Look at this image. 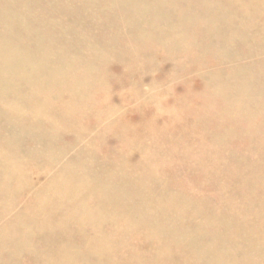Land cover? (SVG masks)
Instances as JSON below:
<instances>
[{
    "label": "rangeland",
    "instance_id": "obj_1",
    "mask_svg": "<svg viewBox=\"0 0 264 264\" xmlns=\"http://www.w3.org/2000/svg\"><path fill=\"white\" fill-rule=\"evenodd\" d=\"M228 1L0 0L1 264H264V0Z\"/></svg>",
    "mask_w": 264,
    "mask_h": 264
},
{
    "label": "bare ground",
    "instance_id": "obj_2",
    "mask_svg": "<svg viewBox=\"0 0 264 264\" xmlns=\"http://www.w3.org/2000/svg\"><path fill=\"white\" fill-rule=\"evenodd\" d=\"M226 1H228V0H225V3L227 4ZM228 2H229V4H230V1H228ZM199 3H200V2H199ZM199 3H198V4H199ZM201 3H202V2H201ZM221 3H222V2H221ZM225 3H224V4H225ZM118 4L120 5V3H118ZM118 4H117V5H118ZM217 4H219V3H217ZM119 5H118V6H119ZM157 6H158V5H157ZM157 6H156V7H157ZM161 6H162V5H161ZM161 6H159V7H161ZM197 6L199 7V5H197ZM206 6H207V5H206ZM209 6H210V4H209ZM120 7H121V5H120ZM162 7H163V6H162ZM164 7H166V6H164ZM201 7H202V6H201ZM196 8H197V7H196ZM210 8H211V7H210ZM210 8H208V9H210ZM230 8H231V7H230ZM159 9H161V8H159ZM167 9H168V8H167ZM194 9H195V8H194ZM198 9H199V8H198ZM111 10L113 11V9H111ZM118 10H119V7H118ZM169 10H170V9H169ZM171 10H172V9H171ZM171 10H170V11H171ZM174 10H175V9H174ZM174 10H173V11H174ZM231 10H232V9H231ZM164 11H165V9H164ZM166 11H167V10H166ZM166 11H165V12H166ZM197 11H198V10H196V12H197ZM199 11H200V10H199ZM199 11H198V12H199ZM106 12H107V11H106ZM106 12H105V13H106ZM202 12H203V11H202ZM202 12H199V15H200V13H202ZM205 12H206V11H205ZM209 12H211V11L209 10ZM247 12H248V10H247ZM107 13H109V12H107ZM183 13H184V12H183ZM238 13H239V12H238ZM263 13H264V12H263ZM160 14H161V15H162V14L167 15V14L163 13L162 11L160 12ZM168 14H171V13H168ZM175 14H176V13H175ZM185 14H186V13H185ZM194 14H195V11H194ZM202 14H204V13H202ZM240 14H241V13H240ZM178 15H179V14H178ZM178 15H177V16H178ZM183 15H184V14H183ZM191 15H192V14H191ZM191 15H190V17H191ZM195 15H196V14H195ZM197 15H198V13H197ZM205 15H206V14H205ZM208 15H209V14H208ZM263 15H264V14H263ZM181 16H182V14H181ZM188 16H189V15H188ZM209 16H210V15H209ZM212 16H214V15L212 14ZM243 16H244V15H242V17H243ZM110 17H111V16H110ZM160 17L162 18L163 15L160 16ZM178 17H179V16H178ZM183 17H184V16H183ZM183 17H181L182 20H183ZM194 17H195V16H194ZM197 17H199V16H197ZM205 17H206V16H204V18H205ZM222 17H223V16H222ZM165 18H166V17H165ZM186 18H187V16H186ZM195 18H196V17H195ZM224 18H225V16H224ZM256 18H257V17H256ZM141 19H142V18H141ZM149 19H150V18H149ZM151 19H152V18H151ZM198 19H200V18H198ZM208 19H209V17H208ZM143 20H144V19H143ZM153 20H156V19H153ZM153 20H152V21H153ZM164 20H165V19H164ZM186 20H187V19H186ZM186 20H185V22H186ZM191 20L193 21L194 19H191ZM217 20H218V19H217ZM220 20H221V19H219V21H220ZM138 21H139V20H138ZM149 21H151V20H149ZM192 21H188V22H192ZM200 21H201V20H200ZM202 21H205V20L203 19ZM223 21H224V20H223ZM108 22H110V21H108ZM135 22H137V21H135ZM188 22H187V23H188ZM207 22L210 23V20L207 21ZM212 22H213V21H212ZM217 22H218V21H217ZM140 23H141V22L139 21V24H138V25H141ZM156 23H157V22H156ZM156 23H155V24H156ZM111 24H112V23H111ZM133 24H134V23H132V25H133ZM149 24L152 25V23H149ZM153 24H154V22H153ZM192 24H193V23H192ZM212 24H213V23H212ZM107 25H110V23L107 24ZM156 25H158V24H156ZM156 25H155V26H156ZM159 25H160V24H159ZM181 25H183V24L181 23ZM145 26L147 27L146 24H145ZM149 26H150V25H149ZM152 26H153V25H152ZM184 26H185V25H184ZM186 26H188V25H186ZM186 26H185V28H186ZM193 26H194V25H193ZM212 26H213V25H212ZM137 27H138V26H137ZM139 27H140V26H139ZM103 28H104V27H103ZM105 28H107V27L105 26ZM109 28H110V27H109ZM153 28H154V26H153ZM107 29H108V28H107ZM114 29H115V28H114ZM138 29H139V28H138ZM181 29H182V28H181ZM183 29H184V28H183ZM183 29H182V30H183ZM189 29H192V28H188L187 30H189ZM118 30H119V29H118ZM126 30H127V29H126ZM144 30H146V29H144ZM150 30H152V28H151ZM113 31H115V30H112V32H113ZM119 31H120V30H119ZM124 31H125V30H124ZM189 31H190V30H189ZM115 32H116V31H115ZM137 32H138V31H137ZM106 33H108V32H106ZM113 33H114V32H113ZM116 33H117V32H116ZM116 33H114V34H116ZM127 33H128V32H127ZM143 33H144V31H143ZM166 33H167V32H166ZM191 33H192V32H191ZM102 34H103V33H102ZM111 34H112V33H111ZM121 34H122V33H121ZM121 34H120V35H121ZM132 34L135 35L134 33H132ZM145 34H146V33H145ZM122 35H124V32H123ZM133 35H132V37H133ZM139 35H140V34H138V35H136V36L138 37ZM109 36H110V35H109ZM130 36H131V35H130ZM141 36H142V35H141ZM113 37H114V36H113ZM132 37H131L130 40H132ZM158 37H159V36H158ZM158 37H157V38H158ZM190 37H191V36H190ZM194 37H195V36H194ZM101 38H102V37H101ZM110 38H111V37H110ZM114 39H115V38H114ZM119 39H120V38H119ZM134 39H135V38H134ZM138 39H139V38H138ZM161 39H162V38H161ZM94 40H95V39H94ZM98 40H99V38H98ZM104 40H105V42H106L108 39L104 38L103 41H104ZM115 40H116V39H115ZM110 41H111V40H110ZM112 41H113V39H112ZM132 41H133V40H132ZM97 42H98V41H97ZM107 42H108V41H107ZM135 42H136V41H135ZM140 42H142V41H140ZM158 42H159V40H158ZM175 42H176V41H175ZM175 42H174V43H175ZM103 43H104V42H103ZM103 43H102V41H101V45H102ZM110 43H111V42H110ZM110 43H109V44H110ZM137 43H139V42H136V44H137ZM115 44H116V43H115ZM136 44H135V45H136ZM140 44H141V43H140ZM222 44H223V43H222ZM222 44L220 43V45H222ZM98 45H99V43H98ZM124 45H125V44H124ZM178 45H179V44H178ZM79 46H80V44H79ZM81 46H82V45H81ZM103 46H104V45H103ZM109 46L111 47V44H110ZM109 46L106 45V48L109 47ZM142 46H143V45H142ZM222 46H224V45H222ZM104 47H105V46H104ZM131 47H132V46H131ZM176 47L178 48L177 44H176ZM112 48H113V45H112ZM115 48H116V47H115ZM127 48H128V47H127ZM178 49H179V48H178ZM120 50H121V49H120ZM177 51H178V50H177ZM48 52H49V51H48ZM98 52H99V51H98ZM152 54H153V53H152ZM41 55H42V54H41ZM44 55H45V54H44ZM47 55H48V54H47ZM39 57H40V56H39ZM42 57H43V55H42ZM45 58H47L46 55H45ZM84 58H85V57H84ZM63 59H64V58H63ZM48 60H49V59H48ZM57 62L60 63V61H58V60L56 61V63H57ZM63 63H64V62H63ZM77 63H78V62H77ZM157 63H158V62H157ZM61 64H62V61H61ZM51 68H52V67H51ZM56 68H57V67H56ZM65 69H66V68H65ZM128 71H129V70H128ZM125 72H127V71H125ZM126 74H127V73H126ZM37 75H38V74H36V76H37ZM77 75H78V74H77ZM77 75H76V76H77ZM127 75H128V74H127ZM85 77H86V76H85ZM65 78H66V77H65ZM64 80H65V79H64ZM14 84H15V83H14ZM72 84H73V83H72ZM77 84H78V83H77ZM67 85H68V84H67ZM81 86H82V84H81ZM70 87H71V86H70ZM82 87H84V86H82ZM97 87H98V86H97ZM18 88H19V87H18ZM69 89H70V88H69ZM81 89H82V88H81ZM84 89H85V88H84ZM91 89H92V88H91ZM85 90H86V89H85ZM85 90H84V91H85ZM93 90H94V89H93ZM88 91H90V90H88ZM88 91H87V92H88ZM54 92H55V91H54ZM94 92H95V91H94ZM94 92H93V93H94ZM53 94H54V93H53ZM53 94H52V95H53ZM83 94L85 95V93H83ZM87 94H88V93H87ZM52 95H51V96H52ZM88 95H89V94H88ZM53 96H54V95H53ZM56 96H57V95H56ZM74 96H75V95H74ZM24 97H25V96H24ZM72 97H73V96H72ZM76 97H77V96H76ZM90 97H91V96H90ZM88 98H89V97H88ZM88 98H87V99H86V98H83V99L88 100ZM91 98H92V97H91ZM72 99H76V98L73 97ZM89 99H90V98H89ZM116 99H117V98H116ZM91 100H92V99H91ZM56 101H57V99H56ZM57 102H58V101H57ZM80 102H81V101H80ZM21 103H22V102H21ZM32 103H33V102H32ZM62 103H64V102H62ZM81 103H83V101H82ZM84 103H85V102H84ZM89 103H91V102L89 101ZM25 104H26V103H25ZM25 104H24V105H25ZM75 104H76V103H75ZM87 104H88V102H87ZM67 105H68V104H67ZM82 105H84V104H82ZM45 106H46V105H45ZM51 106H52V104H51ZM65 106H66V105H65ZM71 106H72V104H71ZM26 107H27V106H26ZM67 107H68V106H67ZM67 107H66V108H67ZM83 107H84V106H83ZM83 107H82V108H83ZM221 107H222V106H221ZM224 107H226V105H225ZM68 108L71 109V107H68ZM26 109H27V108H26ZM83 109H84V108H83ZM88 110H89V109H88ZM217 110H218V109H217ZM86 111H87V110H86ZM89 111H90V110H89ZM9 112H10V111H9ZM77 112H79V111H76L75 113H77ZM87 112H88V111H87ZM109 112H110V111H109ZM52 113H54V112H52ZM80 113H81V110H80ZM80 113H79V114H80ZM82 113H84V112L82 111ZM45 114H46V113H45ZM50 114H51V113H50ZM55 114H56V113H55ZM55 114H54V115H55ZM61 114H62V113H61ZM73 114H74V113H73ZM48 115H49V114H48ZM48 115H47V116H48ZM54 115H53V116H54ZM59 115H60V113H59ZM80 115H81V114H80ZM152 115H153V114H152ZM5 116H6V115H5ZM51 116H52V115H51ZM51 116H49V117H51ZM57 116H58V115H57ZM72 116H75V114L72 115ZM29 117H30V116H29ZM61 117H62V116H61ZM69 117H70V116H69ZM69 117H68V118H69ZM96 117H97V115H96ZM103 117H104V115H103ZM109 117H110V116H109ZM148 117H149V116H148ZM32 118H33V117H32ZM58 118H60V116H59ZM58 118H57V119H58ZM74 118H75V117H74ZM81 118H82V117H81ZM104 118H106V117H104ZM228 118H229V117H228ZM5 119H7V118H5ZM23 119H26V120H27L28 118H23ZM36 119H37V118H36ZM57 119H56V120H57ZM60 119L62 120V118H60ZM60 119H59V120H60ZM65 119H67V117H66ZM26 120H25V121H26ZM28 120H29V119H28ZM56 120L53 119V124H54V122H56ZM74 120H75V119H74ZM96 120L98 121V118H97ZM100 120H101V119H100ZM219 120H220V119H219ZM235 120H236V119H235ZM32 121H33V119H32ZM32 121L29 122V123H31V125H32V123H33ZM57 121H58V120H57ZM70 121H71V119H70ZM72 121H73V120H72ZM72 121H71V122H72ZM81 121H82V120H81ZM83 121H84V117H83ZM223 121H224V120H222V123H223ZM5 122L7 123L8 121H5ZM18 122H19V123L21 122V124H23V123L26 124V122H22V121H18ZM51 122H52V120H51ZM62 122L64 123V120H63ZM62 122H61V123H62ZM66 122L68 123V120H66ZM66 122H65V123H66ZM104 122H105V121H104ZM107 122H108V121H107ZM227 122H228V121H227ZM27 123H28V122H27ZM29 123H28V125H29ZM105 123H106V122H105ZM108 123H110V122H108ZM25 124H24V125H25ZM36 124H37V123H35V125H36ZM1 125H2V124H1ZM17 125H19V124H17ZM26 125H27V124H26ZM58 125H59V124H58ZM58 125H57V126H58ZM80 125H82V124H80ZM38 126H39V125H38ZM62 126H63V125H62ZM62 126H59V127H61V131H62ZM73 126H74V125H73ZM78 126H79V125H78ZM82 126H83V125H82ZM12 127H13V126L11 125V128H12ZM17 127H18V126H17ZM25 127L27 128V126H25ZM29 127H30V125H29ZM55 127H56V126H55ZM74 127H75V126H74ZM74 127H73V128H74ZM76 127H77V126H76ZM76 127H75V129H76ZM93 127H94V126H93ZM93 127H92L91 129H93ZM100 127H101V126H100ZM0 128L2 129V126H0ZM4 128H5V127H4ZM21 128H22V126H21ZM30 128H31V127H30ZM30 128H29V129H30ZM36 128H37V126L34 127L33 129L36 130ZM38 128H39V127H38ZM63 128H64V127H63ZM77 128H78V127H77ZM79 128H80V126H79ZM88 128H89V126H88ZM5 129H6V128H5ZM29 129H28V130H29ZM39 129H40V128H39ZM51 129H52V128H51ZM58 129H59V128H58ZM82 129H83V128H82ZM98 129H99V128H98ZM6 130H7V129H6ZM6 130H4V131H6ZM15 130H16V129H15ZM37 130H38V129H37ZM41 130H42V129H41ZM41 130H39V131H41ZM56 130H57V128L55 129V132H56ZM100 130H101V129H100ZM30 131H31V130H30ZM76 131H77V130H76ZM80 131L83 132V130H80ZM80 131H77L76 134L79 135L78 132H80ZM84 131H85V130H84ZM87 131H88V130H87ZM89 131H90V130H89ZM13 132H14V131H13ZM13 132H12V133H13ZM27 132H29V131H27ZM32 132H33V131H32ZM32 132H31V135H32ZM55 132H54V133H55ZM68 132H70V131H68ZM82 132H81V134H82ZM90 132H91V131H90ZM90 132H89V133H90ZM95 132H96V131H95ZM24 133H25V130H24ZM42 133H43V132H42ZM42 133H41V135H43ZM47 133H48V132H47ZM56 133H57V132H56ZM58 133H59V132H58ZM58 133H57V134H58ZM73 133H74V132H73ZM157 133H158V132H157ZM45 134H46V133H45ZM52 134H53V133H52ZM57 134H56V135H57ZM60 134H61V133H60ZM74 134H75V133H74ZM76 134H75V135H76ZM94 134H95V133H94ZM94 134L92 135V138L94 137ZM118 134H119V133H118ZM1 135L3 136V134H1ZM41 135H40V137H41ZM46 135H47V134H46ZM54 135H55V134H54ZM111 135H112V134H111ZM158 135H159V134H158ZM160 135L164 136L163 133L160 134ZM167 135H168V134H167ZM7 136H8V135H7ZM51 136H52V135H51ZM76 136H77V135H76ZM76 136H75V138L77 139L78 136H77V137H76ZM80 136H81V135H80ZM112 136H113V135H112ZM114 136H115V134H114ZM114 136H113V137H114ZM117 136H118V135H117ZM0 137H1V136H0ZM36 137H37V136H36ZM48 137H49V136H48ZM48 137H47V138H48ZM54 137H55V136H54ZM58 137H59V135H58ZM164 137H165V136H164ZM59 138H60V137H59ZM88 138H89V137H88ZM116 138L118 139V137H116ZM121 138H123V137L121 136ZM167 138H168V137H167ZM1 139H2V138H1ZM28 139H29V138H28ZM39 139H40V138H39ZM39 139H38V140H39ZM48 139H49V138H48ZM90 139H91V138H90ZM157 139H158V138H157ZM35 140H36V138H35ZM35 140H33V141H35ZM46 140H47V139H46ZM55 140H56V139H55ZM77 140H78V139H77ZM91 140H92V139H91ZM91 140H90V141H91ZM164 140H165V139H164ZM164 140H162V141H164ZM168 140H170V138H169ZM3 141H4V139H3ZM8 141H9V140H7V142H8ZM29 141H30V140H29ZM58 141H59V139H58ZM75 141H76V140H75ZM79 141H80V140H79ZM84 141H85V140H84ZM84 141H83V142H84ZM148 141H149V140H148ZM0 142H1V141H0ZM5 142H6V141H5ZM7 142H6V144H8ZM9 142H10V141H9ZM40 142H43V141H40ZM48 142H49V141H48ZM48 142L45 141L44 143H45V144H48ZM99 142H100V141H99ZM155 142H156V141H155ZM155 142H154V144H155ZM78 143H79V142H78ZM152 143H153V142H152ZM1 144H4V143H1ZM1 144H0V145H1ZM39 144H40V143H39ZM39 144H37V145H39ZM89 144H90V143H89ZM95 144H96V143H95ZM116 144H117V143H116ZM169 144H170V143H169ZM169 144H168V145H169ZM87 145H88V144H87ZM91 145H92V144H91ZM98 145H99V144H98ZM151 145H152V144H151ZM151 145H148V148H149V146L151 147ZM155 145H156V144H155ZM159 145H160V144H159ZM46 146H47V145H46ZM92 146H93V145H92ZM92 146H91V147H92ZM153 146H154V145H153ZM157 146H158V145H157ZM193 146H194V145H193ZM47 147H48V146H47ZM85 147L87 148V146H85ZM118 147H119V146H118ZM187 147H189V146H187ZM199 147H200V146H199ZM204 147H205V146H204ZM204 147H203V148H204ZM4 148H5V147H4ZM40 148H41V147H40ZM48 148H49V147H48ZM86 148H85V150H86ZM89 148H90V147H89ZM96 148H97V147H96ZM136 148H138V147H136ZM156 148H157V147H155V149H156ZM57 149H58V148H57ZM59 149H60V148H59ZM59 149H58V150H59ZM74 149H75V148H74ZM76 149H78V148H76ZM83 149H84V148H83ZM100 149H101V148H100ZM100 149H99V150H100ZM196 149H197V148H196ZM52 150H53V149H52ZM58 150L55 149V151H58ZM78 150H79V149H78ZM101 150H102V149H101ZM105 150H106V149H105ZM136 150H137V149H136ZM136 150H135V151H136ZM151 150H152V149H151ZM166 150H168V149H166ZM182 150H183V149H182ZM182 150H181V151H182ZM45 151H46V149H45ZM49 151H50V149H49ZM55 151H52V154H53V152L55 153ZM59 151H61V150H59ZM59 151H58L57 153H59ZM83 151H84V150H83ZM125 151H126V150H125ZM127 151H128V150H127ZM131 151H134V150L132 149ZM138 151H139V150H138ZM156 151H157V150H156ZM176 151H177V150H176ZM198 151H200V150H198ZM213 151H214V150H213ZM213 151H212V152H213ZM215 151H217V149H216ZM46 152H47V151H46ZM62 152H63V151H62ZM96 152H97V151H95V153H96ZM107 152H108V151H107ZM142 152H143V151H142ZM142 152L140 151V153H142ZM159 152H161V151H159ZM159 152H158V154H159ZM205 152H206V154H207V151H205ZM49 153H50V152H49ZM57 153H56V155H57ZM77 153H78V152H77ZM77 153H76V154H77ZM98 153H99V151H98ZM119 153H120V152H119ZM131 153H132V152H131ZM134 153H135V152H134ZM138 153H139V152H138ZM140 153H139V154H140ZM196 153H198V152H196ZM200 153H201V152H200ZM200 153H199V154H200ZM209 153H210V152H209ZM209 153H208V154H209ZM52 154H51V155H52ZM60 154H61V153H60ZM85 154H86V153H85ZM89 154H90V153H89ZM120 154H121V153H120ZM132 154H133V153H132ZM139 154H138V155H139ZM152 154H153V153H152ZM165 154H166V153H165ZM167 154H168V153H167ZM169 154H170V153H169ZM211 154H212V153H211ZM214 154H215V153H214ZM8 155H9V154H8ZM48 155H49V154H48ZM53 155H54V154H53ZM53 155H52V156H53ZM56 155H55V157H56V159H55L56 161H55V162H57V160H58ZM61 155H62V154H61ZM133 155H134V154H133ZM182 155L184 156V153L182 154V153L180 152V156H182ZM209 155H210V154H209ZM49 156H50V155H49ZM58 156H60V155H58ZM63 156H64V154H63ZM78 156H79V155H78ZM86 156H87V154H86ZM86 156H85V158H86ZM150 156H151V155H150ZM158 156H160V155H158ZM163 156H164V155H163ZM204 156H206V155L204 154ZM210 156H212V155H210ZM61 157H62V156H61ZM61 157H60V158H61ZM64 157H65V156H64ZM68 157H69V156H68ZM70 157H71V156H70ZM95 157L97 158V155H96ZM105 157L108 158L109 156L106 155ZM105 157H104V158H105ZM136 157H138V156L136 155ZM144 157H145V156H144ZM147 157H148V156H147ZM153 157H154V156H153ZM206 157H207V156H206ZM36 158H39V157H36ZM46 158H47V156H46ZM52 158H53V157H52ZM60 158H59V159H60ZM98 158H99V157H98ZM121 158H122V157H121ZM124 158H125V157H124ZM150 158H151V157H150ZM164 158H165V156H164ZM170 158H171V156H170ZM184 158H185V156H184ZM184 158H183V159H184ZM201 158H202V156H201ZM211 158H212V157H211ZM5 159H6V157H5ZM82 159H83V158H82ZM82 159H81V161H82L81 163L84 165L85 161H83ZM87 159H88V158H87ZM87 159H86V161H87ZM89 159H90V158H89ZM94 159H95V158H94ZM99 159H100V158H99ZM118 159H119V158H118ZM137 159H138V158H137ZM154 159H155V157H154ZM154 159H153V160H154ZM157 159H158V158H157ZM157 159H155V160H157ZM168 159H169V158H168ZM172 159H173V158H172ZM180 159H181V158H180ZM203 159H204V158H203ZM203 159H202V161H203ZM7 160H8V159H7ZM36 160H38V159H36ZM65 160H66V158H65ZM77 160H78V159H77ZM104 160H105V159H104ZM120 160H121V159H120ZM120 160H119V162H121ZM123 160H124V159H123ZM123 160H122V161H123ZM135 160H136V158H135ZM153 160H151V163H153V162H152ZM178 160H179V158H178ZM205 160H206V159H205ZM205 160H204V162H205ZM207 160H208V159H207ZM40 161H41V160H39V162H40ZM49 161H50V158H49V160H48L47 162H49ZM53 161H54V160H53ZM74 161H75V159H74ZM97 161H98V160H97ZM109 161H110V160H109ZM109 161H108V162H109ZM137 161H139V160H137ZM147 161H148V160H147ZM159 161H160V160H159ZM199 161H200V160H199ZM208 161H209V160H208ZM214 161H215V160H214ZM0 162H1V161H0ZM23 162H24V161H23ZM35 162H36V161H35ZM50 162H51V161H50ZM62 162H64V161H62ZM62 162H61V163H62ZM72 162H73V161H72ZM75 162H76V161H75ZM79 162H80V160H79ZM79 162H78V165H79ZM83 162H84V163H83ZM89 162H90V161H89ZM101 162H103V160H102ZM110 162H111V161H110ZM113 162H114V163H117L118 161H113ZM113 162H112V163H113ZM123 162H124V161H123ZM125 162H127V161H125ZM133 162H134V161H133ZM139 162H140V161H139ZM139 162H138V163H139ZM148 162H149V161H148ZM156 162H157V161H156ZM160 162H161V161H160ZM212 162H213V161H212ZM212 162H211V164H212ZM2 163L5 164V162H2ZM25 163H26V162H25ZM25 163H24V164H25ZM81 163H80L79 166L82 165ZM90 163H91V162H90ZM90 163H89V165H90ZM92 163H93V162H92ZM92 163H91V166H92L93 164L99 163V161H98V162L95 161V163H93V164H92ZM105 163L107 164V160H106ZM114 163H113V165H114ZM131 163H132V161H131ZM131 163H130V164H131ZM146 163H147V162H146ZM157 163H158V162H157ZM193 163H194V165H195V162H193ZM200 163H202V162H200ZM205 163H206V162H205ZM207 163H208V162H207ZM26 164H27V163H26ZM35 164H36V163H35ZM45 164H47L46 161H45ZM51 164H52V162H51ZM63 164H64V163H63ZM73 164H74V163H72V165H73ZM87 164H88V161H87ZM126 164L128 165V163H126ZM130 164H129V165H130ZM132 164H133V163H132ZM140 164H141V163H140ZM142 164H143V163H142ZM147 164H148V163H147ZM147 164H146V166H147ZM155 164H156V163H155ZM211 164H210V165H211ZM28 165H30V162H29ZM33 165H34V164H33ZM37 165H39V163H38ZM37 165H36V166H37ZM43 165H44V164H42V166H43ZM49 165H50V164H49ZM49 165H48V167H50ZM53 165H54V164H52L51 166H53ZM69 165H70V162H69ZM89 165H87V166H89ZM96 165H97V164H96ZM104 165H105V164H104ZM110 165H111V164H109V165L106 166V167H109ZM113 165H111V166L113 167ZM119 165H122V163H120ZM136 165H137V164H135V166H136ZM144 165H145V164H144ZM196 165H197V164H196ZM40 166H41V165H40ZM45 166H46V165H45ZM54 166H56V165H54ZM58 166H59V165H58ZM61 166H62V164H61ZM79 166H78V167H79ZM91 166H90V167H91ZM97 166H100V165L98 164ZM101 166H102V165H101ZM124 166H125V165H124ZM141 166L143 167V165H141ZM159 166H160V165H159ZM32 167H33V166H32ZM62 167H65V169H68L67 166H64V165H63ZM72 167H73V166H72ZM83 167H84V166H83ZM106 167H105V168H106ZM112 167H111V168H112ZM115 167H117V165H116ZM118 167H119V166H118ZM133 167H134V166H133ZM136 167H137V166H136ZM142 167H141V168H142ZM199 167H200V166H199ZM212 167H214V166L212 165ZM29 168H30V166H29ZM33 168H34V167H33ZM35 168H36V167H35ZM35 168H34V169H35ZM51 168H52V167H51ZM84 168H85V167H84ZM87 168H88V167H86V169H87ZM109 168H110V167H109ZM138 168H139V167H138ZM138 168H137V169H138ZM143 168H144V167H143ZM146 168L148 169V167H146ZM201 168H202V169L204 168V164H203V167H201ZM214 168H215V167H214ZM231 168H232V167H231ZM233 168H234V167H233ZM235 168H236V167H235ZM39 169H40V168H39ZM41 169H42V168H41ZM41 169H40V171H41ZM58 169H59V168H58ZM81 169H82V166H81ZM99 169H100V168H99ZM116 169H117V168H116ZM124 169H126V167H125ZM132 169H133V168H132ZM147 169H146V171H147ZM151 169H152V167H151ZM159 169H160V168H159ZM82 170L85 171V169H82ZM87 170H88V173H87V174L85 173V174L83 175L84 177H86L87 175L89 176V173H90V174H93V172H94V171H93V172L91 173V172H89V169H87ZM92 170H95V172L98 171V170L96 171V169H92ZM92 170H91V171H92ZM112 170H113V169H112ZM117 170H118V169H117ZM128 170H129V169H128ZM222 170H223V169H221V171H222ZM233 170H235V169H233ZM11 171H12V170H11ZM13 171L15 172V170H13ZM13 171H12V173L14 174ZM57 171H58V172H61V171H59V170H57ZM78 171H81V170H78ZM78 171H77V172H78ZM113 171H114V170H113ZM129 171L131 172V170H129ZM134 171H135V170H134ZM148 171H149V170H148ZM157 171H158V170H157ZM207 171H209V169H207ZM214 171H215V170H214ZM231 171H232V170H231ZM36 172H37V170H36ZM58 172H57V173H58ZM63 172H64V171H63ZM74 172H75V171H74ZM98 172H99V171H98ZM104 172H105V174L102 173V175H105V176H106V174H107V175L110 174V173L108 174V173L106 172V170H104ZM149 172H150V171H149ZM154 172H155V169H154ZM227 172H230V171H227ZM241 172H243V171H241ZM57 173H56V174H57ZM67 173H68V172H67ZM69 173H70V172H69ZM78 173H79V172H78ZM78 173H77V174H78ZM111 173H112V172H111ZM118 173H119V172H118ZM131 173H132V172H131ZM138 173H139V172H138ZM138 173H136V174H138ZM219 173H221V172H219ZM224 173H225V172H224ZM224 173H221V174L223 175ZM231 173H232V172H230V174H231ZM58 174H59V173H58ZM95 174H96V173H95ZM113 174H114V173H113ZM115 174H116V172H115ZM136 174H135V175H136ZM139 174H140V173H139ZM212 174H214V173H212ZM215 174H216V173H215ZM215 174H214V175H215ZM234 174H237V173H235V171H234ZM64 175H65V174H64ZM64 175H63V176H64ZM72 175H74V174L72 173ZM72 175L69 176V178H70V177L72 178ZM80 175H81V178H82V174H81V173H80ZM85 175H86V176H85ZM93 175H94V174H93ZM110 175H111V174H110ZM110 175H109V178H111ZM121 175H123V174H121ZM129 175H130V173H129ZM129 175H128V176H129ZM214 175H212V176H214ZM232 175H233V173H232ZM237 175H238V174H237ZM37 176H38V175H37ZM39 176H40V175H39ZM39 176H38V177H39ZM65 176H66V175H65ZM75 176H76V174H75ZM88 176H87V177H88ZM98 176H99V173H98ZM105 176H103V177H105ZM116 176H117V174H116ZM137 176H138V175H137ZM153 176H154V175H153ZM215 176H216V175H215ZM217 176H218V175H217ZM217 176H216V177H217ZM220 176H221V175H220ZM8 177H9V176H8ZM10 177H11V176H10ZM60 177H61V175H60ZM79 177H80V176H78L77 178H79ZM84 177H83V180L85 181ZM90 177H91V175H90ZM99 177H100V176H99ZM101 177H102V176H101ZM132 177H133V176H132ZM132 177H131V178H132ZM138 177H140V176H138ZM143 177H145V175H144ZM146 177H147V176H146ZM149 177H151V175H150ZM204 177H205V174H204ZM245 177H246V176H245ZM248 177H249V176H248ZM21 178H22V177H21ZM33 178H34V177H33ZM44 178H45V177H44ZM61 178H62V177H61ZM96 178H97V177H95V179H96ZM109 178H108V179H109ZM120 178H121V177H120ZM120 178H119V180H120ZM126 178H127V177H126ZM129 178H130V176H129ZM135 178H136V177H135ZM140 178H141V177H140ZM217 178H218V177H217ZM220 178H221V177H220ZM26 179H28V178L26 177ZM36 179H37V178H36ZM49 179H50V178H49ZM67 179H68V174H67ZM74 179H75V178H74ZM95 179H94V180H95ZM98 179H99V178H97V181H101V179H100V180H98ZM116 179H117V178H116ZM132 179H134V177H133ZM142 179H145V178H142ZM55 180H56V178H55ZM57 180H58V178H57ZM57 180H56V182H51V184L49 185L48 190L50 191V194L47 193V197H48V198L56 199L58 196H60V195L62 194V193H61V189H60V188H61V185H60V184L65 185L66 183H68L67 181H68L69 179H68L67 181H66V179H64V183H65V184H64V183H59V184H58V183H57ZM70 180H71V179H70ZM70 180H69V181H70ZM75 180H77V179H75ZM78 180H79V179H78ZM78 180H77V181H78ZM113 180H115V179L113 178ZM119 180L117 179L116 181H119ZM128 180H129V179H128ZM158 180H159V179H158ZM218 180H220V179H218ZM24 181H26V180H24ZM28 181H29V179H28ZM36 181H37V180H36ZM71 181H72V180H71ZM71 181H70V182H71ZM104 181H107V180L105 179ZM104 181H102L101 183L103 184ZM108 181H109V180H108ZM108 181H107V182H108ZM110 181H111V180H110ZM123 181H124V180H123ZM123 181H122V182H123ZM126 181H127V179H126ZM132 181H133V180H132ZM137 181H139V180H137ZM38 182H39V180H38ZM60 182H61V180H60ZM70 182H69V183H70ZM81 182H82V181H81ZM112 182H113V181H112ZM120 182H121V181H120ZM122 182H121V183H122ZM128 182H130V181H128ZM148 182H149V181H148ZM216 182H217V181H216ZM218 182H220V181H218ZM218 182H217V183H218ZM226 182H227V181H226ZM34 183H35V182H34ZM72 183H73V182H72ZM79 183H80V182H79ZM83 183H84V182H83ZM98 183H99V182H98ZM123 183H124V182H123ZM123 183H122V184H123ZM132 183H133V182H132ZM141 183H142V182H141ZM37 184H38V183H37ZM80 184H81V183H80ZM99 184H100V183H99ZM105 184H106V182L104 183V186H105ZM122 184H121V185H122ZM158 184H159V183H158ZM230 184H231V183H230ZM66 185H67V184H66ZM106 185L109 186L108 184H106ZM145 185H146V184H145ZM218 185H219V184H218ZM71 186H72V185H71ZM76 186H78V185H76ZM76 186H75V187H76ZM101 186L103 187V185H101ZM117 186H120V184L117 185ZM136 186H137V185H136ZM136 186H134V187H136ZM159 186H161V185H159ZM219 186H220V185H219ZM35 187H36V186H35ZM75 187H74V188H75ZM132 187H133V186H131V188H132ZM65 188H66V187H65ZM65 188H64V189H65ZM72 188H73V186H72ZM104 188H107V190H110V189H108V187H103L102 189H101V188H100V189L103 190ZM109 188H110V187H109ZM118 188H119V187H118ZM123 188H124V186H123ZM126 188H127V187H126ZM163 188H165V187H163ZM220 188H221V187H220ZM220 188H219V189H220ZM115 189H117V188H115ZM127 189H128V188H127ZM138 189H139V187H138ZM244 189H245V188H244ZM104 190H105V189H104ZM104 190H103V191H104ZM112 190H113V189H112ZM121 190H122V189L119 190L120 193H121L123 190L125 191V189H123L122 191H121ZM132 190H133V189H132ZM161 190H162V188L160 189V191H161ZM164 190H165V189H164ZM242 190H243V189H242ZM66 191H69V190L66 189ZM66 191H65V192H66ZM93 191L95 192V190H93ZM142 191H143V190H142ZM168 191H169V190H168ZM46 192H47V191H46ZM46 192H45V193H46ZM71 192H72V191H70V194H71ZM74 192H75V191H74ZM115 192L119 193L118 190H116ZM165 192H166V190H165ZM72 193H73V192H72ZM105 193H106V192H105ZM111 193L113 194V192H110L109 194L111 195ZM48 194H49V195H48ZM67 194H68V193H67ZM123 194H124V193H123ZM62 195H63V194H62ZM68 195H69V194H68ZM95 195H96V193H95ZM97 195H98V194H97ZM162 195H164V194L162 193ZM246 195H247V194H246ZM105 196H109V195H105ZM115 196H116V194L114 195V198H113V196H112L111 198H108V197H107V201H109L108 199H112V198H113L115 201H117L116 199H117L118 197L115 199ZM126 196H127V195H126ZM133 196H134V195H132V197H133ZM170 196H171V195H170ZM44 197H45V194H44ZM90 197H91V196H90ZM119 197H120V196H119ZM121 197H122V198H125V197H123V196H121ZM121 197H120V198H121ZM166 197H167V196H166ZM214 197H215V196H214ZM227 197H228V196H227ZM122 198H121V199H122ZM127 198H128V197H127ZM127 198H126V199H127ZM135 198H136V197H135ZM138 198H139V197H138ZM163 198L165 199V197H163ZM190 198H191V197H190ZM190 198H189V199H190ZM228 198H229V197H228ZM44 199H45V198H44ZM71 199H72V198H71ZM91 199H92V198H91ZM94 199H95V198H94ZM96 199H99V198H96ZM105 199H106V198H105ZM118 199H119V198H118ZM133 199H134V198H133ZM133 199H132V200H133ZM145 199H146V198H145ZM169 199H170V198H169ZM169 199H168V200H169ZM217 199H218V198H217ZM3 200H4V199H3ZM57 200H58V199H56L55 201H57ZM72 200H73V199H72ZM119 200H120V199H119ZM130 200H131V199H130ZM141 200H143V199H141ZM141 200H140V201H141ZM190 200H191V199H190ZM223 200H224V199H223ZM242 200H243V199H242ZM40 201H41V200H40ZM89 201H90V199H89ZM112 201H113V200H112ZM115 201H113L114 203L111 202L112 205H113V204L115 205V204L119 203V202L116 203ZM125 201H126V200H125ZM127 201H128V200H127ZM127 201H126V203H127ZM133 201L136 202L135 200H133ZM138 201H139V200H138ZM138 201H137V202H138ZM165 201H167V199L164 200V202H165ZM246 201H247V200H246ZM43 202H44V201H43ZM58 202H59V200L57 201V203H58ZM91 202H92V201H91ZM121 202H122V200H121ZM134 202H133V203H134ZM137 202H136V203H137ZM142 202H143V201H142ZM144 202H145V201H144ZM184 202H186V201H184ZM53 203H54V202H53ZM81 203H82V202H81ZM85 203H86V202H85ZM92 203H93V202H92ZM122 203H123V202H122ZM138 203H139V202H138ZM145 203H148V202L146 201ZM218 203H219V201H218ZM238 203H239V202H238ZM54 204H56V203H54ZM86 204H87V203H86ZM130 204H131V203H130ZM167 204H169V203H167ZM172 204H173V203H172ZM216 204H217V203H216ZM228 204H230V203H228ZM234 204H235V203H234ZM35 205H36V204H35ZM64 205H65V204H64ZM78 205H80V204H78ZM109 205H110V204H109ZM114 205H113V206H114ZM119 205H120V203H119ZM135 205H136V204H135ZM135 205H134V206H135ZM143 205H145V204H143ZM165 205H166V203H165ZM170 205H171V204H170ZM174 205H175V204H174ZM176 205H177V203H176ZM176 205H175V206H176ZM181 205H182V204H181ZM209 205H210V204H209ZM235 205H236V204H235ZM10 206H11V205H10ZM10 206H9V207H10ZM44 206H45V205H44ZM46 206H47V205H46ZM65 206H66V205H65ZM132 206H133V204H132ZM137 206H138V205H137ZM137 206H136V207H137ZM158 206H159V205H158ZM158 206H157V208H159ZM167 206H168V205H166V208H168ZM172 206H173V205H172ZM233 206H234V205H233ZM11 207H12V206H11ZM120 207H121V206H120ZM130 207H131V206H130ZM138 207L140 208L141 206L139 205ZM138 207H137V208H138ZM142 207H143V206H142ZM152 207H154V206H152ZM161 207H163V206L161 205ZM180 207H181L180 209H182L183 207H185V203H184V206H183V207H182V206H180ZM236 207H238V205H237ZM48 208H50V206H49ZM121 208H122V207H121ZM123 208H124V207H123ZM172 208L175 209V207H172ZM207 208H208V207H207ZM234 208H235V207H234ZM133 209H134V208H133ZM133 209H132V211H133ZM135 209H136V208H135ZM154 209H155V207H154ZM154 209H153V210H154ZM163 209H164V208H163ZM177 209H178V208H177ZM201 209H202V207H201ZM112 210H113V209H112ZM118 210H119V209H118ZM130 210H131V209H130ZM136 210H137V209H136ZM136 210H135V211H136ZM142 210H143V209H142ZM157 210H158V209H157ZM175 210H176V209H175ZM175 210H174V211H175ZM185 210H186V209H185ZM187 210H188V203H187ZM202 210H203V209H202ZM208 210H209V209H208ZM208 210H207L206 212H208ZM216 210H217V209H216ZM216 210H215V212H216ZM230 210H231V209H230ZM51 211H52V210H51ZM66 211H67V210H66ZM69 211H70V210H69ZM135 211L133 212V213H134L133 215H135ZM146 211H147V210H146ZM154 211H155V210H154ZM159 211H160V210H159ZM178 211H179V210H178ZM188 211H189V210H188ZM203 211H204V210H203ZM210 211H211V214H212V210H210ZM220 211H221V210H220ZM231 211L233 212V211H235V209H233V210H231ZM238 211H242V210L240 209V210H238ZM64 212H65V210H64ZM130 212H131V211H130ZM137 212H140V209H139V211H137ZM180 212H181V211H179V213H180ZM183 212H184V211H183ZM127 213H128V212H127ZM131 213H132V212H131ZM131 213H130V214H131ZM143 213H144V212H143ZM146 213H148V212H146ZM185 213H186V212H184V214H185ZM226 213H227V211H226ZM230 213H231V212H230ZM240 213H241V212H240ZM0 214H1V213H0ZM54 214H55V213H54ZM54 214H53V215H54ZM61 214H63V213L61 212ZM67 214H68V212H67ZM154 214H155V213H154ZM181 214H183V213H181ZM181 214H180V215H181ZM208 214H209V213H208ZM217 214H218V213H217ZM228 214H229V210H228ZM241 214H242V213H241ZM1 215H2V214H1ZM128 215H129V214H128ZM137 215H140V214L138 213ZM144 215H145V213H144ZM144 215H143V216H144ZM146 215H147V214H146ZM150 215H151V214H150ZM152 215H153V214H152ZM152 215H151V217L153 218ZM201 215H202V214H201ZM224 215H225V214H224ZM118 216H119V215H118ZM129 216H130V215H129ZM143 216H142V218H144L143 220H145L146 217H143ZM194 216H195V215H194ZM215 216H216V215H215ZM237 216H238V215H237ZM95 217H96V216H95ZM132 217H134V216H132ZM132 217H129V218L132 219ZM135 217H136V216H135ZM138 217H140V216H138ZM154 217H155V216H154ZM116 218H117V217H116ZM183 218H184V217H183ZM209 218H211V217L209 216ZM216 218H217V217H215L214 219H216ZM56 219H57V217H56ZM118 219H119V218H118ZM202 219H203V218H202ZM206 219H207V218H206ZM19 220H20V218H19ZM134 220H135V219H134ZM134 220L132 219L131 222H132V221L135 222ZM136 220L138 221L137 218H136ZM143 220H141V221H143ZM146 220H147V219H146ZM181 220H182V219H181ZM225 220H226V218H225ZM228 220H229V219H228ZM228 220H227V221H228ZM1 221H2V220H1ZM66 221H67V220H66ZM66 221H65V222H66ZM70 221H71V220H70ZM80 221H81V220H80ZM85 221H87V220H85ZM120 221H121V220H120ZM176 221H177V220H176ZM220 221H221V220H220ZM117 222H118V221H117ZM117 222H116V224H117ZM123 222H124V221H123ZM129 222H130V221H129ZM139 222H140V221H139ZM143 222H144V221H143ZM146 222H147V221H146ZM71 223H72V222H71ZM135 223H136V222H135ZM148 223H149V222H148ZM162 223H164V222H162ZM72 224H73V223H72ZM142 224L145 225V222L142 223ZM207 224H208V223H207ZM11 225H12V224H11ZM11 225H10V226H11ZM26 225H27V224H26ZM29 225H30V224H29ZM49 225H50V224H49ZM136 225L138 226V224H136ZM139 225H141V224L139 223ZM212 225H213V224H212ZM216 225H217V224H216ZM18 226H19V225H18ZM115 226H116V225H115ZM121 226H122V225H121ZM121 226H117V227H115V229H118V227H119V229H120ZM141 226H143V225H141ZM160 226H161V224H160ZM160 226H159V227H160ZM163 226L165 227V225H163ZM163 226H162V227H163ZM174 226H176V225H174ZM174 226H173V227H174ZM179 226H181V224H180ZM217 226H218V225H217ZM45 227H46V226H45ZM68 227H69V225H68ZM83 227H85V226H83ZM139 227H140V226H139ZM143 227L145 228V226H143ZM199 227H201V226H199ZM1 228H3V227H1ZM81 228H82V227H81ZM140 228H142V227H140ZM140 228H139V230H141ZM144 228H143V229H144ZM150 228H151V227H150ZM160 228H161V227H160ZM178 228H180V227H178ZM208 228H209V227H208ZM208 228L206 229V230H207L206 232H208ZM25 229H26V228H25ZM69 229H70V228H69ZM71 229H72V228H71ZM71 229H70V230H71ZM85 229H86V227H85ZM87 229H88V227H87ZM91 229H92V228H91ZM125 229H126V228H125ZM125 229H123V231H124ZM53 230H54V229H53ZM120 230H121V229H120ZM120 230H119V231H120ZM166 230H167V229H166ZM176 230H177V229H176ZM180 230H181V229H180ZM183 230H184V229H183ZM197 230H198V229H197ZM199 230H200V229H199ZM55 231H56V229H55ZM86 231H87V230H86ZM91 231H92V230H91ZM113 231H114V230H112V231H110V232H113ZM115 231H116V230H115ZM115 231H114V232H115ZM144 231H145V229H144ZM160 231H161V229H160ZM168 231H169V230H168ZM172 231H173V230H172ZM172 231H171V232H172ZM200 231L202 232V230H200ZM210 231H211V230H209V234H208V235L211 234ZM121 232H122V231H121ZM121 232H120V233H121ZM163 232H164V230H163ZM163 232H162V234H163ZM171 232H170V233H171ZM173 232H174V231H173ZM177 232H179V231L177 230ZM206 232H205V233H206ZM27 233H28V232H27ZM60 233H61V232H60ZM71 233H72V232H71ZM83 233H84V232H83ZM115 233H116V232H115ZM115 233H114V235H115ZM118 233H119V232H118ZM122 233H123V232H122ZM122 233H121V234H122ZM170 233H169V234H170ZM174 233H175V232H174ZM183 233H184V232H183ZM58 234H59V233H58ZM58 234H57V235H58ZM86 234H88V233H86ZM92 234H93V233H92ZM110 234H111V233H110ZM169 234H168V235H169ZM172 234H173V233H172ZM172 234H170V235H172ZM206 234H207V233H206ZM124 235H125V234H124ZM208 235H207V236H208ZM58 236H59V235H58ZM94 236H95V235H94ZM112 236H113V234H112ZM112 236H111V237H112ZM137 236H138V234H137ZM154 236H155V235H154ZM23 237H24V236H23ZM19 238H20V237H19ZM60 238H61V236H60ZM78 238H79V237H78ZM154 238H155V237H154ZM164 238H165V237H164ZM21 239H22V237H21ZM27 239H28V237H27ZM58 239H59V238H58ZM112 239H113V237H112ZM56 240H57V239H56ZM76 240H77V239H76ZM165 240H166V238H165ZM11 242H12V241H11ZM79 243H80V241H79ZM4 245H5V244H4ZM76 245H77V244H76ZM61 246H62V245H61ZM77 246H78V245H77ZM120 246H122V245H120ZM122 247H123V246H122ZM51 248H52V247H51ZM84 248H85V247H84ZM147 248H148V247H147ZM22 249H23V248H22ZM120 249H121V248H120ZM148 249H149V248H148ZM174 250H175V249H174ZM120 251H121V250H120ZM121 252H124V251H121ZM148 252H150V251L147 250V253H148ZM84 253H85V252H84ZM108 253H110V252L108 251ZM111 253H112V252H111ZM117 253H118V252H117ZM141 253H142V252H141ZM145 253H146V252H145ZM11 254H12V253H11ZM92 254H93V253H92ZM97 254H98V253H97ZM125 254H126V253H125ZM142 254H143V253H142ZM109 255H110V254H109ZM118 255L122 256L121 253L118 254ZM178 255H179V254H178ZM178 255H177V257H178ZM68 256H69V255H68ZM113 256H114V255H113ZM141 256H142V255H141ZM0 257H1V256H0ZM14 257H15V256H14ZM108 257H109V256H108ZM108 257H104V258H108ZM66 258H67V257H66ZM109 258L111 259V256H110ZM114 258H115V257H114ZM119 258H120V257H119ZM122 258H123V256H122ZM122 258H121V259H122ZM126 258H127V257H126ZM178 258H179V257H178ZM78 259H80V258H78ZM131 259H132V258H131ZM133 259H134V258H133ZM133 259H132V260H133ZM64 260H65V259H64ZM112 260H113V258H112ZM112 260H111V261H112ZM114 260H115V259H114ZM114 260H113V261H114ZM123 260H125V259H123ZM135 260H136V259H135ZM178 261H179V260H178ZM84 262H85V261H84ZM90 262H91V261H90ZM116 262H118V261L115 260V263H116ZM136 262H137V260H136ZM113 263H114V262H113ZM0 264H1V263H0ZM52 264H53V263H52ZM99 264H101V261H100ZM111 264H112V262H111ZM116 264H117V263H116ZM179 264H180V263H179Z\"/></svg>",
    "mask_w": 264,
    "mask_h": 264
}]
</instances>
